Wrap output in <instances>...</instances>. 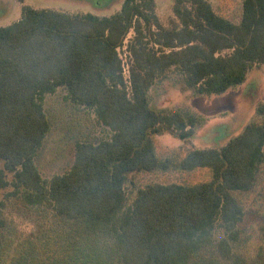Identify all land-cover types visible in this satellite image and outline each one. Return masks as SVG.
Returning <instances> with one entry per match:
<instances>
[{
  "label": "trees",
  "instance_id": "obj_1",
  "mask_svg": "<svg viewBox=\"0 0 264 264\" xmlns=\"http://www.w3.org/2000/svg\"><path fill=\"white\" fill-rule=\"evenodd\" d=\"M240 4L236 23L207 0H173L172 28L155 0L102 17L23 6L0 27V264H264V232L243 227L264 166V105L223 147L189 151L177 181L160 177L174 160L154 140L188 141L200 121L189 107L153 109L167 81L215 96L264 66V0ZM131 31L125 78L118 50ZM49 100L87 126L72 165L46 177ZM197 173L210 178L193 183Z\"/></svg>",
  "mask_w": 264,
  "mask_h": 264
},
{
  "label": "rangeland",
  "instance_id": "obj_2",
  "mask_svg": "<svg viewBox=\"0 0 264 264\" xmlns=\"http://www.w3.org/2000/svg\"><path fill=\"white\" fill-rule=\"evenodd\" d=\"M123 1L24 0L23 3H20L17 0H0V27L8 26L18 21L21 17L23 6L65 13H92L102 17L111 16L118 12ZM207 1L225 17H229L236 23L240 21L242 12L240 0ZM155 4V12L162 26L172 28L179 24V20L173 12V0H155ZM133 37L134 32L131 31L124 47L118 50L125 63L128 59L126 44ZM60 103L50 102V100L45 102L47 112L52 122L56 125L48 137L40 158V169L46 177L61 173L72 165L74 160V136L84 134L82 131L87 126V124H83L81 115L63 108L62 106L65 107L64 102ZM151 105L155 110H173L185 106L193 109L199 116V124L195 129L194 135L188 141L181 140L169 131L154 136L160 154L162 156L167 155L171 160H174V169L168 174L161 175V172L160 177L177 181V177L184 175L178 172V164L189 151L213 147L221 148L230 139L240 135L246 125L258 121L257 108L259 105H264V66L260 69L252 70L244 83L215 96L199 95L194 93L192 89L183 87L179 81H167L156 91ZM200 173L195 174V176ZM209 178L210 176L207 174H204V176L199 175L196 180H193V183L202 182ZM132 180L140 183L141 176H134ZM258 181V190L251 193L248 197L243 196V200L248 199V202L255 197L251 207L246 212L243 224L247 231L246 233L251 236L264 232V166L260 170ZM5 192V190L0 188V203ZM129 192L132 199L133 189L131 185ZM13 220L20 229L30 230L32 228L30 223L15 215H13Z\"/></svg>",
  "mask_w": 264,
  "mask_h": 264
},
{
  "label": "built area",
  "instance_id": "obj_3",
  "mask_svg": "<svg viewBox=\"0 0 264 264\" xmlns=\"http://www.w3.org/2000/svg\"><path fill=\"white\" fill-rule=\"evenodd\" d=\"M121 57V56H120ZM122 58V57H121ZM123 60V59H122ZM123 63H124V65H123V73H124V76H125V78H128V68H129V66H128V64H127V62L125 63L124 62V60H123Z\"/></svg>",
  "mask_w": 264,
  "mask_h": 264
}]
</instances>
